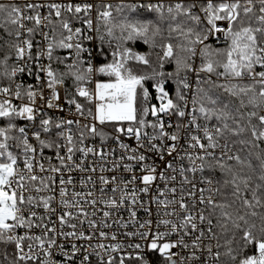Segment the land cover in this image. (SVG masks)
I'll use <instances>...</instances> for the list:
<instances>
[{
	"label": "snow or ice",
	"instance_id": "1",
	"mask_svg": "<svg viewBox=\"0 0 264 264\" xmlns=\"http://www.w3.org/2000/svg\"><path fill=\"white\" fill-rule=\"evenodd\" d=\"M258 4L257 9L255 0H169V2L120 0L116 4L106 0H95L94 3L88 0L78 3H73L72 0L67 2L35 0L24 4H18L14 0L7 2L0 0V28L4 29L7 36L14 37V40L0 45V49L6 48L3 59H0V97H2L0 119L5 121L4 126H0V244L14 246L12 259H9L7 249L3 252L4 260L8 261V264H20V262L28 264L29 261L33 264L37 262L92 264L93 255L97 258V264H125L126 260L135 261L136 264H153L146 255L147 251L159 255L161 261L158 264H228V261L221 260L219 249L222 245L219 243V237L213 233L212 220L205 217L203 212H198L197 216L191 214L190 205L185 202L183 186L191 184L195 187L194 181L189 179L186 172L190 171L193 174L197 170L204 172L203 162L208 157L215 159L214 151L210 150L220 148L223 152L227 149L226 143H219V138L224 136L225 132L240 135L250 129L256 141L264 139V114H261L264 113V0H258ZM45 9L46 13L43 11ZM26 22H30L31 26ZM76 24L80 26L76 27ZM165 28L169 41L172 40L173 34H176L177 38H182L176 45L177 52H174L172 43H163ZM37 36L42 39L36 40ZM158 38L163 49V56L158 57L159 68H163V61L174 60L175 73L153 69L152 74H137L133 70V64L152 67L148 59L150 53L134 51L128 45L143 43L155 48ZM210 38H215L217 43H222L226 47L214 48L206 43ZM94 40L99 41L98 46H86V44L92 45ZM34 41L37 48L35 54H33ZM198 46H200L199 50ZM57 50H66L69 54L65 56L55 54ZM197 54L200 57L198 66L195 63ZM13 56L16 62H22V66L9 64ZM97 57L101 58V62L94 64L93 61ZM45 59L47 63H44ZM54 62L63 65L66 71L54 69ZM181 73H184L183 77ZM188 73H195L197 76V87L191 100L184 91L192 87L188 82ZM201 73L209 77L212 75L217 78L224 77L226 83L216 84L211 79L206 81L214 88L222 89V94L214 97L210 94V90L200 87ZM18 74L31 76L36 83L25 85L18 82L16 79ZM94 76L108 79L97 80L94 90L90 91L83 85L92 83ZM156 77L173 78L177 85L175 100L165 90L164 79L157 80ZM69 79L72 82L71 86L65 87ZM245 79L251 83H241ZM149 80H155L158 107L155 104L147 106L150 93L146 81ZM45 88L50 90L47 98H45ZM61 88L66 103L74 106L75 115L83 118L84 121L90 118L92 123H81L76 118L54 120L51 117L41 116L39 128L36 129L37 101L42 102L39 108H59L63 111L58 103L61 100ZM138 90L143 101L139 108V118ZM76 96L84 98L91 107L77 102ZM13 99L21 101L20 105L14 104ZM25 99L28 103H24ZM235 101H238V104ZM189 104H191L190 109ZM249 108L246 114L242 111ZM149 113L155 117L154 122L147 120ZM237 115L240 121L246 123L243 127L237 124L236 129H232L228 120L236 123ZM186 116H190V119L185 123L183 120ZM164 117H168L167 124ZM172 117L177 119L173 121ZM200 118L205 121L215 119L222 126L209 128L207 124L201 125L198 122ZM254 118L259 122L258 125L253 123ZM18 119L30 123L18 126L15 123ZM96 121L101 126L110 124L117 134L113 139L117 141L120 135H127L135 140V147L123 142L118 143L120 158L111 161V168L104 167L107 163L105 157L114 155L115 150L110 149L105 153L103 146L107 134L103 128L97 127ZM73 124L77 125L79 133V140L76 143L70 127ZM149 128L152 130L151 133L147 131ZM30 130L39 143V156L47 161V168L45 163L37 160V148L29 140ZM16 132L19 135L13 134ZM201 132L203 137L199 134ZM182 134L187 148L179 143ZM42 135L47 138H42ZM89 137L100 138L102 146L99 150L95 147L77 146V143L84 145V141ZM202 138L207 141L206 144L202 142ZM255 146L254 143L253 147ZM12 147L19 149V153H14ZM62 147L65 149V155H61ZM44 149L53 151L59 166L53 164V156L44 155ZM76 152L81 153L84 158L89 154L100 157L102 163L99 167L101 175L98 196L93 191L85 193L73 191L69 198L66 186L75 187V185L70 176L64 178L65 171L69 174L73 170L81 173L86 170L92 173L97 171L95 166L86 168L84 159L77 163L74 160ZM199 152H203L204 155H200ZM149 153L154 154L161 164L158 165L155 160L151 163L147 162ZM185 159L191 164L188 169L183 166ZM228 159L240 162L239 156L229 155ZM257 159L261 161L259 180L264 181V149H261ZM197 161L201 163L197 165ZM161 166L162 170L158 172ZM208 167L209 170L213 169L211 163ZM120 168L124 173L131 175L108 177L103 174L106 171L116 173ZM137 168L140 175H136ZM219 168L225 175L231 176V179H225L223 183L234 185V195L241 200V205L246 209L244 214L240 215L238 209L235 213L227 211L231 205L216 204L211 195L205 200L203 188L200 189L198 201L192 203L191 208H196L197 204H210L213 213L217 209L220 210L219 226L225 233L229 231V222L231 229L242 233L243 244L239 249L231 247L236 239L235 234L226 241V251L223 255L229 257L230 261L235 262L240 255L239 264H264V212L255 210L257 207L264 209V197L257 195L261 188H264V184H256L252 189L250 201L240 196L241 186L236 182L237 176L232 169L223 163H219ZM40 173L47 174L40 175ZM55 173H60L59 214L52 205L56 199V196L51 194L56 191L57 186ZM172 173H177L183 178L178 200L168 198L169 194L172 197L177 194L175 186H168L176 181V175ZM251 179L252 177L249 176L248 179L241 181L244 189H248ZM138 180L142 184L140 191L145 195L150 194L157 180L166 186L165 190H160L157 186V194L149 197L156 206L155 229L150 219L143 223L136 221L138 208L152 215L151 203L145 205L137 196ZM87 181H92V176H88ZM202 182L208 185L213 183L211 179L203 178ZM80 184L86 187L84 179L80 180ZM108 185H112L110 196L107 195ZM129 185L132 186L131 189ZM93 187H96L94 182ZM208 191L211 192L212 188H208ZM216 191L219 192V189ZM44 193L48 194L43 195ZM189 195L194 196L195 193L190 191ZM126 201H130L132 205L129 219L138 223L139 229L144 231H130L125 235L139 237L144 244H128L127 247L133 251L126 256L121 255L117 260L113 254L124 251L121 243L93 245L91 243L93 235H86L82 228L77 230V224L71 221L79 220L81 226L87 221L93 233L99 231L100 237L108 239L107 233L99 230L100 225L104 228L111 227L107 222L112 215L109 210L123 209ZM97 203L109 209L103 211L99 221L89 219V216H96ZM85 204L93 208L91 213L85 210ZM40 207L49 215V219L52 215H57V220L52 221L57 226L49 227L44 223V216L38 215L35 211ZM72 209H76L75 215ZM81 216L83 220L80 219ZM169 217L176 219L174 221ZM197 219L200 225H203L207 219L206 229L197 224ZM256 220L259 221V226ZM65 224L72 231L65 232L59 227ZM161 226L164 228L163 231ZM121 227L127 228L128 225L121 223ZM34 228L41 229V234H32ZM21 229L24 230L23 235L19 234ZM206 231L210 234L209 240L217 241L215 252L212 243L204 244ZM193 233L196 235H192ZM60 236L64 237V242H58ZM173 236L174 240L171 239ZM186 237L191 239L188 240ZM111 239H117L115 233L112 234ZM75 241L88 243L78 245ZM252 245H255V252L242 255ZM106 254L107 259H105ZM57 256L60 259H57Z\"/></svg>",
	"mask_w": 264,
	"mask_h": 264
},
{
	"label": "built area",
	"instance_id": "2",
	"mask_svg": "<svg viewBox=\"0 0 264 264\" xmlns=\"http://www.w3.org/2000/svg\"><path fill=\"white\" fill-rule=\"evenodd\" d=\"M4 2H7V0H4ZM14 2H16L18 4H24L26 2H35V0H14ZM41 2H46V0H41ZM55 2H67V0H55ZM72 2L73 3H78V2H83V0H72ZM88 2L94 3L95 0H88ZM106 2L116 4V3H119L120 0H106ZM165 2H169V0H165ZM255 2H258V0H255ZM43 11L46 13L47 10L45 9ZM93 19H94V25H95V23H96L95 11L93 12ZM26 23L28 24V26H31L30 22H26ZM75 26L79 27L80 25L76 24ZM45 31H47V29H45ZM90 34L95 35V33H90ZM41 39L42 38L40 36L36 37V40H41ZM209 42L220 44V43H217L215 38H210L209 41H206V43H209ZM86 46H96V41L94 40L92 45H87L86 44ZM199 47L200 46H198V50H199ZM36 51H37V48L35 46V41H34L33 54H35ZM68 54L69 53L66 51V55H68ZM44 63H47L46 59L44 60ZM93 63L94 64H98L97 63V58L93 61ZM195 63H196L197 66L200 64L199 54H197V56L195 57ZM14 64H17V66H22V62L21 63L16 62L15 61V57H14ZM86 66L87 65H85V67ZM33 69L35 70V65L34 64H33ZM41 75L43 76V74H41ZM187 75H188V82L192 85V87L189 90H185V92H186V95L189 98V100H191L192 95L195 94V89H196V86H197L196 85L197 76H196L195 73H188ZM16 79H17L18 82H22L25 85H27V84H35L36 83V81L31 76H28L26 74H18ZM97 80H99V76H94L92 83H90V84L86 83L83 86L87 87L90 91L94 90L95 82ZM65 87H68V86L65 84ZM44 91H45V98H47L49 96V94H50V90L45 88ZM60 93H61V100L58 103L63 108V111H60L59 108H57V109H42V108H39V105L42 102L40 100L37 101L38 111L36 113V115H37V121H36V125H35L36 129L39 128V119H40L41 116H44L45 118L51 117L54 120H58V119H61V118H76V119H79L81 123H92L90 118H89L88 121H84L83 118H80V117H78V115H75L74 106H69L66 103V98L64 97L63 88L60 89ZM75 98L77 99V102L84 104L86 107H91V105L87 104V101H85L84 98L79 97V96H76ZM0 99H2V97H0ZM13 103L16 104L17 106H19L21 101L13 99ZM24 103H28L27 99L24 100ZM190 108H191V104H189V109ZM261 114H264V113H261ZM176 119H177L176 117H172L173 121H175ZM188 119H190V116H186L184 118L183 122L186 123ZM164 120H165V123L167 124L168 123V117H164ZM154 121H155V117H153L151 115V122H154ZM4 123H5V121L3 119H0V126H4ZM15 123L18 126H25L26 124H29L30 122H28L26 120L18 119V120L15 121ZM95 123L97 124L98 128H103V130L107 134L106 138H105V141H104V146H103L105 153H108L110 149H114L115 150V154L114 155H106V157H105L107 163L104 164V167L105 168H111L112 167L111 161L112 160H119V158H120L121 152H120V149L118 147V143L123 142V143L129 144L131 147H135L136 146L135 140L134 139H130L127 135H120V139H119V141H117V140L113 139V136L117 135V134L114 133L113 128H112L111 125L107 124V125L101 126V125H99L98 121H96ZM199 123L201 125L207 124V126L209 128H215L216 127V126L208 124V123H201V122H199ZM70 127L72 128V134L74 136V143H76L79 140V133L77 131V125L73 124ZM193 128H194V126H193ZM32 130H35V129H32ZM32 130L29 131L30 143H32L33 146L37 148V160H39L40 162L45 163V167L47 168V161L42 160L40 158V156H39V143L32 136V134H31ZM54 131H56V130L54 129ZM151 131H149V133H151ZM168 131H172V129H168ZM13 134L14 135H19L18 132L13 133ZM199 134L201 135V137H203L202 132L199 133ZM42 138H47V137L42 135ZM202 142L205 143V144L207 143V141L203 140V138H202ZM61 143H63V141H61ZM168 143H170V142H168ZM179 143L184 148H187V144L185 142V139L183 138V134H182V138H181ZM219 143L220 144H225L226 143L227 144V149L225 151H223V152L221 151L220 148H217L215 150H210V151H214L215 159H213L212 157H208L203 162L205 164L204 172H200L199 170H197V172L195 174H193L190 171L186 172V175L189 177V179L193 180L194 184H195V187H193V185H191V184L183 186L184 187L183 195L185 197V202L189 203L190 211H191V214L193 216H197L198 212H203V214L206 217L208 215L209 209L212 207V205L205 203L204 205L197 204V207L194 208V209L191 208V204L192 203H196L198 201L199 196H200V189L201 188L205 189V191H204L205 200H207V197L209 195H211L213 197L214 203H217V200H218V192L216 191V189H217L216 177L209 173V171H208L209 163H211V161H215V160H218V161L229 160L228 159L229 155H231L233 157H235V155H236L234 149L227 143V141H225L222 138H219ZM77 146L78 147L79 146L95 147L97 150H99L102 145H101V140H100L99 137H89L88 139H86L84 141V145H79L77 143ZM11 150L14 153H17V154L20 151L19 149L15 148V147H12ZM192 151H196V150H192ZM199 154L200 155H204L203 152H199ZM44 155L45 156H53V161H52L53 164H56L57 166H59V161H57L54 158V153H53L52 150L44 149ZM61 155H65V149L63 147L61 148ZM147 155H149V161H147V162L151 163L153 160H155V162L158 165L161 164L160 160L158 158H156L154 154H150L149 153ZM81 159L85 160L86 168L90 169L91 167L95 166L97 168V171L95 173H92V172L86 170L85 172L81 173L78 170H73L70 174L67 171H65L64 172V178L67 179L70 176V178L73 179V182H74V185H75V187H73L72 185H67L66 186L67 189H68V192H69V198H71V193L73 191H77V192H81V193H85V192H88V191H93L97 196L99 195V186H100L99 176L101 175V173L99 171V167H100V164L102 163L100 161V157L98 155L97 156H93V155L89 154V156L87 158H84L81 153L76 152L75 155H74V160H76L77 163H79V161ZM168 159H171V157H168ZM196 163H197V165H199L201 163V161H197ZM183 166L186 169H188V168L191 167V164H190V162L187 159H185L183 161ZM161 170H162V166L160 168H158V172L161 171ZM37 172H38V169H37ZM46 174L47 173H40V175H46ZM103 174L105 176H108V177H111L112 175H121V174L123 176H125V177H128V176L131 175V174H128V173H124L122 168L118 169L116 173H113V172H110V171H106ZM172 174L176 175V181L172 185H168V186H175L177 188V194L175 195V197H172L171 194H169L168 198H174V199L178 200L179 196H180L179 189H180L181 181H182L183 178L177 173H172ZM54 175L57 177V186H56V191L54 193H51V194L56 196V199L52 202V205H53V207H55L57 209V214H59L60 211H61V206L59 204L60 197H59V187H58L60 173H55ZM136 175H140V171H139L138 168L136 170ZM88 176H92V181H87V177ZM202 178L205 179V180L206 179H211L213 181V183L211 185L203 183L202 182ZM81 179H84L86 181V187H82L81 186V184H80V180ZM93 182L95 183L96 187H93ZM157 186L159 187L160 190H165L166 189V186L163 184V182L157 180L155 182L154 186L152 187V191L150 192V194L145 195V194H143L140 191V188L142 187L141 182L139 180L136 182L137 196L140 198V202H142L145 205H149L151 203V208H152V215H149L143 209L138 208L137 209L136 221H138L139 223H143L146 220L150 219V220L153 221V229H155V221L157 219V217L155 215L156 206H155L154 202L150 201L149 197L150 196L154 197L157 194L156 193ZM111 187H112V185H108L107 186V195H109V196L111 195ZM131 187L132 186L129 185V189H131ZM208 188H212V191L209 192ZM190 191L194 192L195 195L194 196L189 195ZM47 194L48 193H44L43 195H47ZM87 199H91V197H87ZM162 199H163V197H162ZM84 208L89 213H91L93 211V208L90 205H88V204H85ZM104 210H109V209H105L102 204L97 203V205L95 207L96 216L95 217L89 216V219H94L96 221H99L102 218V216H103V211ZM131 210H132V205H131L130 201H126L125 202V207L123 209H120V210H109V211L112 212V215L107 220V222L111 225V227L104 228L103 225H100V229H99V230H102L105 233H107L108 239H104V238L100 237L99 236V231H96L95 233H93V231L89 228V225H88L87 221H85L82 226H81L79 220H73L71 222L77 224V230H81V228H82V230L85 232L86 235H93V240L91 241V243L93 245H95L97 243H104V244H108V245L121 243L124 246V251H122L120 253H114L113 254V255L116 256L117 259H119V257L121 255H125L126 256L128 253H131L133 251L131 248L127 247L128 244H130V243H141L142 245L144 244V241H141L139 239V237H130V236H126L125 235L126 232H130V231H137V230L144 231V229H139L138 223H134L132 220L129 219V214H130ZM35 211H37L38 215H43L44 216V218H45L44 219V223L48 224L49 227L57 226V225H54L52 223V221H56L57 220V215H52L51 219H49V215L44 212L42 207L35 209ZM72 212L75 215L76 214V209H72ZM181 214L183 215V213H181ZM169 218L173 219L174 221L176 219V217H169ZM80 219L83 220L84 218L81 216ZM196 222H197L198 225H200L199 219H197ZM121 223L127 224L128 227L127 228L121 227ZM200 226L204 227L206 229V227H207V219L204 221V224L200 225ZM59 227H61L62 230L65 231V232L72 231V229H70L67 226V224H65L63 226H59ZM163 230H164V228H163V226H161V231H163ZM113 233H115V235L117 237L116 240H112L111 239V236H112ZM19 234L23 235L24 234V230L23 229L19 230ZM32 234L40 235L41 234V229L34 228L32 230ZM192 235H196V233H193ZM209 235L210 234L207 233V231H206L205 238H204V244L206 245L208 243H212L213 246H214L213 247V251L215 252V251H217V249L215 248V245H216L217 242H216V240H209L208 239ZM69 239H71V238H69ZM171 239L174 240L175 237L173 236ZM186 239L190 240L191 237H186ZM58 242H64V237L63 236L58 237ZM75 243H77L78 245H86L88 242H86V241H75ZM25 250L27 251V248H25ZM173 251H175V249ZM146 255H147L148 259L153 261V264H158V262L161 261V258L159 257V255L157 253H155V252L147 251ZM56 258L60 259L59 256H57ZM105 259H107V254L105 255ZM91 261H92V264H97V258H96L95 255H93L91 257Z\"/></svg>",
	"mask_w": 264,
	"mask_h": 264
},
{
	"label": "trees",
	"instance_id": "3",
	"mask_svg": "<svg viewBox=\"0 0 264 264\" xmlns=\"http://www.w3.org/2000/svg\"><path fill=\"white\" fill-rule=\"evenodd\" d=\"M257 4V9L259 8V4L258 2H256ZM165 39L163 40V43H172L174 45V52L178 51V48L176 47V45H178L180 43V39L182 38H177L176 34H173V38L171 41H169L167 39L168 33L167 30L165 28V31L163 33ZM0 37H2V39H0V45H5L6 41H11L14 40V37H9L7 36V34L4 32V29L0 28ZM160 39L158 38V42H157V46L155 48H150L148 45L143 44V43H137V44H129V47H132L134 51L140 52V53H145V54H149L148 59L151 62L152 67H148V66H144V65H135L133 64V70L137 73V74H144V73H148V74H152L153 69H156L157 71H163L165 73H175V61L174 60H165L163 61V68L160 69L159 68V59L158 57H162L163 56V49L160 47ZM209 44H211L214 48L215 47H226V45L220 43V44H216V43H211L209 42ZM99 45V41H96V46ZM115 46V41L113 42V47ZM105 47V51H107V45L104 46ZM5 49H0V59H3V55H4V51ZM58 55L61 56H65L66 55V51L65 50H57ZM108 59H111V56L109 55ZM101 62V58L97 57V63L99 64ZM9 64H14V56L13 59L9 61ZM53 68L57 69L59 71H66V69L64 68L63 65L57 64V63H53ZM220 71H222V69H220ZM184 73H181V77H183ZM107 77H100L99 76V80L101 81H107ZM157 80L159 79H164V88L166 91L169 92L170 97L175 100V93H176V88L177 85L176 83H174L173 78H162V77H156ZM199 79L202 81V83L200 84V87L205 88L206 90H210V94L213 95L214 97L216 95L222 94V89H217L214 88L212 85L208 84L206 81L208 79H211L212 81H214L216 84H221V83H226L227 81L225 80L224 77H220L217 78L215 75H212L211 77H209L207 74L201 73L199 76ZM4 83H6V81H3ZM233 83H236L237 81H232ZM71 80H67L66 81V85L68 87L71 86ZM241 83L247 84V83H251L249 80H244L241 81ZM155 80H149L146 81V87H148L149 93H150V99L148 101V105L147 106H151L153 104L157 105V107L159 106V101L156 99L157 97V92L155 89ZM197 87V86H196ZM259 86H257L258 88ZM185 91V90H184ZM223 95H227V94H223ZM143 101L142 98L139 95V90H138V95H137V108H138V112H137V116L139 118L140 116V112H139V108L142 105ZM235 103L238 104V101H235ZM209 106V105H206ZM249 109H243L242 111L246 114L247 111H249ZM234 115H236L235 112H233ZM197 115L199 116V113L197 112ZM147 120L149 122H151V114L149 113ZM201 123H208L211 125H214L216 127L218 126H222L220 124L219 121H216L215 119L211 120V121H205L202 118H200L198 120ZM246 123V121H240L239 116L237 115V121L236 123H233L232 120H228V124L230 125V127L232 129H236L237 124H240L242 127L244 126V124ZM253 123L254 124H259V122L254 118L253 119ZM5 124V123H4ZM127 125H125L126 127ZM147 131H151V129H147ZM222 139H224L225 141H227V143L234 149L235 151V156H239L240 157V162H237L235 159L232 160H224V161H211V164L213 165V169L209 170V173L213 176L216 177V184H217V189H219L218 192V200L216 204H229L231 205V207H229L227 209V211L229 212H233L235 213V211L238 209L239 210V214L243 215L245 212V208L241 205V200L237 199V197L234 195V185L233 184H227L225 185L223 183V181L225 179H231V176L225 175V173L219 168V163H223L226 165V167H229L232 169L233 173L237 176V183H240L241 186V191H240V196L242 198L248 199V200H252V189L255 188L256 184H264V181H260L259 180V176L261 174V161L259 159H257V155L260 153L261 149H264V139L256 141L255 138L251 135V130H245L244 132H242L240 135H234L231 132H225L224 136L220 137ZM242 141H246L245 143H242ZM255 143V147H253V144ZM218 162V163H217ZM249 165H251V168H249ZM251 176L252 179L249 183V187L248 189H244L243 184L241 183L242 180L244 179H248V177ZM258 196L264 197V188H261V190L257 193ZM257 212H264V209H261L259 207H257L255 209ZM207 218H210L212 220L213 223V233H215V235H217L219 237V243L222 245V247L219 249V251L221 252V260L222 261H228V264H239V260L241 258L240 255L237 256V260L235 262L230 261L229 257L224 256L223 253L226 251V241L231 239L233 234H235L236 239L232 242L231 247L234 249H239V247L243 244V241L241 240V236L242 233L240 231H236L234 229H231V225L229 222V231H227L226 233L220 228L219 226V218H220V210L217 209L214 213L212 212V207L209 209L208 215L206 216ZM257 225L259 226V221L256 220ZM243 227V224H242ZM217 242V241H216ZM7 249L9 252V259H12V251L14 249V246L12 245H4V244H0V264H8V261L4 260V255L3 252L4 250ZM255 252V245L249 246L248 250L244 253H242V255H249V254H253ZM118 260V259H117ZM20 264H23V262H20ZM28 264H33L32 261H29ZM37 264H39L37 262ZM125 264H136L135 261L129 262V261H125Z\"/></svg>",
	"mask_w": 264,
	"mask_h": 264
},
{
	"label": "rangeland",
	"instance_id": "4",
	"mask_svg": "<svg viewBox=\"0 0 264 264\" xmlns=\"http://www.w3.org/2000/svg\"><path fill=\"white\" fill-rule=\"evenodd\" d=\"M105 125H107V124H105ZM108 125H110V124H108Z\"/></svg>",
	"mask_w": 264,
	"mask_h": 264
}]
</instances>
